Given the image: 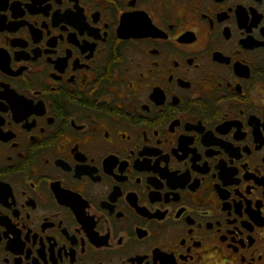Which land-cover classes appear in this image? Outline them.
<instances>
[{"label":"flooded vegetation","instance_id":"1","mask_svg":"<svg viewBox=\"0 0 264 264\" xmlns=\"http://www.w3.org/2000/svg\"><path fill=\"white\" fill-rule=\"evenodd\" d=\"M0 264H264V0H0Z\"/></svg>","mask_w":264,"mask_h":264}]
</instances>
